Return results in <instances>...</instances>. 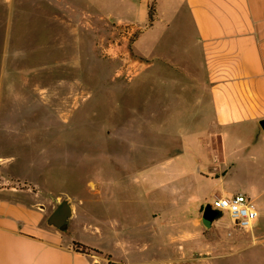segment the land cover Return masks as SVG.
I'll use <instances>...</instances> for the list:
<instances>
[{"label": "crops", "instance_id": "1", "mask_svg": "<svg viewBox=\"0 0 264 264\" xmlns=\"http://www.w3.org/2000/svg\"><path fill=\"white\" fill-rule=\"evenodd\" d=\"M131 4L135 16L128 22L143 27L136 46L147 60L146 113L160 122L158 127L193 121L198 130L188 140L183 135L182 150L148 165L144 189L130 185L143 199L133 202L134 218L125 230L116 219L117 199L97 201L95 224L77 214L64 232L47 224L56 204L30 189L1 185L0 264H225L218 260L227 257L201 247V232L194 226H212L203 223L205 200L198 195L208 178L205 165L216 175L257 176V197L264 207V0ZM117 191L114 184L106 190L114 198ZM237 193L244 192L221 195ZM258 225L261 229L253 233L258 243L251 247L260 246L264 254L260 213ZM74 242L88 249L77 250Z\"/></svg>", "mask_w": 264, "mask_h": 264}, {"label": "rangeland", "instance_id": "2", "mask_svg": "<svg viewBox=\"0 0 264 264\" xmlns=\"http://www.w3.org/2000/svg\"><path fill=\"white\" fill-rule=\"evenodd\" d=\"M134 16L131 0H0V186L30 189L49 205L67 198L72 221L80 214L92 224L97 201L117 199L116 219L127 229L133 202L143 199L130 185L144 189L148 165L182 150L183 135L188 140L198 130L193 121L158 127L150 119L146 65L130 81L114 76L118 60L103 47L116 25ZM136 41L134 55L147 62ZM201 167L208 176L198 186L203 208H211L216 195L237 190L264 216L257 176L216 175ZM113 184L115 198L106 192ZM226 219L210 228L194 224L201 247L227 257L220 263L264 264L260 246L251 247L261 225L243 231ZM237 235L244 240H235Z\"/></svg>", "mask_w": 264, "mask_h": 264}, {"label": "built area", "instance_id": "3", "mask_svg": "<svg viewBox=\"0 0 264 264\" xmlns=\"http://www.w3.org/2000/svg\"><path fill=\"white\" fill-rule=\"evenodd\" d=\"M142 31L143 27L137 23L119 22L114 37L103 47L106 56L118 60L114 71L116 78L130 81L140 73L142 66L147 65V62L133 52V45ZM252 203L253 200L243 193L216 195L211 201V209L216 211V219L228 216L234 229L248 231L259 218V211Z\"/></svg>", "mask_w": 264, "mask_h": 264}, {"label": "water", "instance_id": "4", "mask_svg": "<svg viewBox=\"0 0 264 264\" xmlns=\"http://www.w3.org/2000/svg\"><path fill=\"white\" fill-rule=\"evenodd\" d=\"M260 124L262 129H264V119L260 121ZM72 217V204L70 203L69 199L64 198L50 213L47 219V224L65 232L69 228ZM216 218V211L212 210L209 206L203 209L202 220L203 223L208 224V227L212 225Z\"/></svg>", "mask_w": 264, "mask_h": 264}, {"label": "trees", "instance_id": "5", "mask_svg": "<svg viewBox=\"0 0 264 264\" xmlns=\"http://www.w3.org/2000/svg\"><path fill=\"white\" fill-rule=\"evenodd\" d=\"M74 247L77 249V250H80L82 252H86V250L88 249L87 246L81 244V243H77V242H74Z\"/></svg>", "mask_w": 264, "mask_h": 264}]
</instances>
